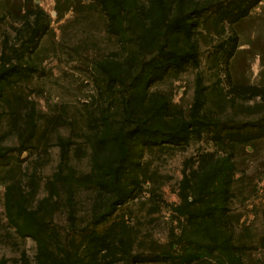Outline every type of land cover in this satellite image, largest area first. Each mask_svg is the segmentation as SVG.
<instances>
[{
    "label": "rangeland",
    "instance_id": "374dc122",
    "mask_svg": "<svg viewBox=\"0 0 264 264\" xmlns=\"http://www.w3.org/2000/svg\"><path fill=\"white\" fill-rule=\"evenodd\" d=\"M0 264H264V0H0Z\"/></svg>",
    "mask_w": 264,
    "mask_h": 264
}]
</instances>
